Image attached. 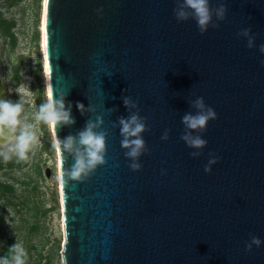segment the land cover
Returning a JSON list of instances; mask_svg holds the SVG:
<instances>
[{
    "label": "water",
    "instance_id": "95a60500",
    "mask_svg": "<svg viewBox=\"0 0 264 264\" xmlns=\"http://www.w3.org/2000/svg\"><path fill=\"white\" fill-rule=\"evenodd\" d=\"M209 3L201 33L176 20L177 0H46L49 89L75 119L55 138L98 116L108 133L106 164L84 182L65 176L73 157L59 153L63 264H264V0ZM198 97L217 115L202 132L182 123ZM133 113L146 125L136 172L119 125ZM186 131L207 145L188 147ZM253 235L262 243L247 252Z\"/></svg>",
    "mask_w": 264,
    "mask_h": 264
},
{
    "label": "rangeland",
    "instance_id": "374dc122",
    "mask_svg": "<svg viewBox=\"0 0 264 264\" xmlns=\"http://www.w3.org/2000/svg\"><path fill=\"white\" fill-rule=\"evenodd\" d=\"M44 0H0V76L10 100L33 121L47 98L42 42ZM29 86L32 94L17 89ZM38 144L27 161L0 158V257L16 242L26 264H63L65 232L58 155L51 127L36 124Z\"/></svg>",
    "mask_w": 264,
    "mask_h": 264
},
{
    "label": "clouds",
    "instance_id": "9594fccd",
    "mask_svg": "<svg viewBox=\"0 0 264 264\" xmlns=\"http://www.w3.org/2000/svg\"><path fill=\"white\" fill-rule=\"evenodd\" d=\"M100 11L102 10H97L98 13ZM173 13L178 22L187 20L189 17L194 19L201 33L207 30V26L212 21L209 0H177V7ZM224 13L225 8L221 5L216 14L223 18ZM213 26L215 27V25ZM249 32L250 29H245L242 34L248 36ZM252 43V39H249L248 46L252 47ZM260 51L264 53V44L260 45ZM22 90L26 94H32L29 86L21 84L17 89L19 97ZM124 105L126 108L136 106L130 98L124 99ZM76 107L83 114L84 105L77 102ZM194 107L199 111L195 114H185L182 117V123L186 129L202 132L210 121L217 119V115L211 107L205 109L203 97L196 99ZM33 121L29 122V118L24 112V103L20 98L15 102L10 99H0V158L8 161L15 157L18 161H27L29 153L39 142L36 132L37 123L53 128L75 124V119L71 115V104L69 103L66 107L64 94L58 93L54 97L53 92L38 106ZM102 122V117L98 116L95 123L91 120L87 121L83 130L79 131L76 136L69 135L63 139L57 136L55 140L57 152L65 160L68 153H71L73 157L71 166L65 170V176L69 180L84 182L98 166L106 164V137L108 133L104 130L95 131ZM119 125L122 136L121 146L127 150L125 156L132 161L129 167L134 172L139 171L141 165L137 160L147 150L141 135L146 131L145 118L133 113L128 118L121 117ZM162 139H168L167 131H165ZM181 139L186 142L188 147L194 149H202L207 145V141L200 134L194 135L191 131H186ZM199 154V152H191L193 157ZM216 162V159H210L209 165L204 167L205 173L210 172V165ZM261 243L262 241L253 235L251 243L245 246V250L251 252L252 245L260 247ZM8 252L9 255L0 257V264H26L27 252L21 243L13 244L9 247Z\"/></svg>",
    "mask_w": 264,
    "mask_h": 264
},
{
    "label": "bare ground",
    "instance_id": "6f19581e",
    "mask_svg": "<svg viewBox=\"0 0 264 264\" xmlns=\"http://www.w3.org/2000/svg\"><path fill=\"white\" fill-rule=\"evenodd\" d=\"M46 0H44V6H45ZM44 17H45V8L43 11V24H42V42H43V50H44V62H45V69H46V89H47V96L50 94V89H49V81H48V74H49V69H48V63H47V57H46V48H45V29H44ZM9 98V96H8ZM10 99V98H9ZM52 135L54 140L55 138V133H54V128L51 127ZM58 155V170H59V180H60V158H59V153L57 152Z\"/></svg>",
    "mask_w": 264,
    "mask_h": 264
},
{
    "label": "trees",
    "instance_id": "16d2710c",
    "mask_svg": "<svg viewBox=\"0 0 264 264\" xmlns=\"http://www.w3.org/2000/svg\"><path fill=\"white\" fill-rule=\"evenodd\" d=\"M7 255H9V254H7Z\"/></svg>",
    "mask_w": 264,
    "mask_h": 264
}]
</instances>
